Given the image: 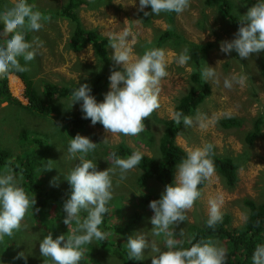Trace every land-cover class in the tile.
<instances>
[{"label":"rangeland","instance_id":"rangeland-1","mask_svg":"<svg viewBox=\"0 0 264 264\" xmlns=\"http://www.w3.org/2000/svg\"><path fill=\"white\" fill-rule=\"evenodd\" d=\"M5 1L9 5L3 9L2 3H0V13L11 8L15 3V0ZM87 1L94 3L93 0ZM228 1L232 4L233 12L239 16L253 5L249 6L251 0ZM27 2L34 10H39L44 17L41 29L31 32L34 39L38 34L44 32L42 35L50 40L48 45L47 43H38L36 40L32 41L38 58L28 62L27 70L24 71L27 76L31 78L33 76L35 87L38 88L37 92L42 89L41 82L59 85L64 82H72L74 85H80L82 82L86 83L94 79L97 73L102 72V64L97 62L91 45L78 51L67 47V38L71 31L68 20L61 17L57 19L46 17L48 11L53 13L56 9H60L66 0H27ZM137 6L138 0H134V2L133 0H100L90 6H81L77 9V14L85 28H94L107 38L128 30L127 43L132 49L133 58L135 55L142 54L147 45L153 44L158 31L172 29L187 43L211 44L200 67L204 68L205 64L214 67L216 78L206 82L202 76L203 82L210 86V94L190 117L193 120L192 125L182 126L183 130L174 138L175 143L186 152L210 143L215 145L217 154L231 156L235 161H239V155L247 151V157L241 162L237 171V183L232 189L225 187L222 177L214 170L213 174L206 179L200 196L194 201L193 206L184 210L187 221L181 225L174 223L169 226V231L173 233L171 238L177 241L178 247H181L187 234L193 232L190 225L202 226L201 221L208 218L211 199L218 196L222 198L221 216L226 213L230 214L231 228L240 227L246 221L248 210L243 206V198L248 197L256 201L262 199L264 132L248 149L243 147L239 138L243 136L245 130L250 129L252 119L259 115L264 118V50L250 54L247 59H241L234 51L227 55L220 52V42L231 40L236 28L227 21V18L220 17L215 7L205 6L204 0H190L189 7L180 14L161 13L152 16L150 7H146L144 11L150 13L147 17L143 15V12L137 11ZM0 33H2V25H0ZM6 39L5 35L0 34V43ZM173 42L165 44L162 49L168 75L159 84L160 106L148 118L144 119H148L154 132L155 145L164 131L162 121L171 119L179 97L186 94L194 85L191 80L194 58H190V61L184 65L178 64L177 56L185 50L183 48L185 44H176L175 49L172 46ZM113 54L114 50L109 47L110 58ZM20 61L24 65V61L22 59ZM110 61L111 63L107 67L115 64L112 59ZM233 77L238 82L234 83L231 89L224 88V79ZM12 79L21 85L16 84L12 87ZM6 80L9 96L17 100L20 105L27 104L28 101L24 96L25 87L19 78L9 73ZM107 90L108 86L104 93ZM70 110L76 112L79 110V104L73 103ZM59 111V115L51 113L46 115L47 117H43L41 114H31V111L20 108L18 104L8 103L0 98V149L12 154L18 153L15 155L16 164L12 161L14 157H9L7 159L9 163L1 165L0 171L11 170L8 167L11 163L18 169H25L28 163L35 167L47 164L53 168L46 170L43 166L39 175L41 174L44 178L46 190L54 194L55 198V202L48 201L45 210L44 206L38 204V193L29 195L30 198L35 199L36 203L21 221L24 226L14 231L12 236L0 238V264H14L15 259L22 262L25 259L28 264H49L39 254L37 260L34 257L29 259L33 249L39 250V240L49 232L52 233L53 238L61 234L67 236L76 227L74 222L68 226L63 223L64 213L62 211V204L70 192V187L63 176L66 177L71 168L78 163L67 152L68 141L76 134L87 136L99 145L100 150L103 149V153L99 155L100 159H98L101 161L106 160L107 150L104 149L105 147L109 149L120 143L147 157L154 156V153L151 155L149 151L150 145L147 140L141 139L139 134L135 136L113 134L105 131L102 126L97 127L91 124L88 125L86 133H71L69 127L63 126V123L67 121L64 115L66 117L71 115L62 108H59ZM152 115L158 118V122L153 121ZM226 117L242 118L243 123L237 127L223 128L219 122L220 119ZM145 128H147L146 125ZM20 132L23 133V137L20 136ZM36 138L39 143L33 142ZM18 156L20 157L18 158ZM102 164H104L102 167L100 165H96V167L114 170L111 177L113 186L112 198L109 201L108 220V225L114 227L105 231V238L111 236L115 240H119L121 245L116 244L117 242L105 243L104 253L99 254V261L91 260V264H123V261L129 259L126 253H123L125 250L127 252V238L136 232H143L146 239L157 243L160 250L165 251L164 244L169 237L164 233H160L158 236L153 235L154 229L150 223L153 213L149 207L145 208L143 204L148 189L145 186L137 189L138 185L134 184L136 183L137 167L128 171L124 179H120V171L115 167L113 161ZM12 173L18 179L19 173L15 174L13 171ZM53 177L56 178L55 181H53ZM50 181H53L56 186H52ZM154 185L157 190L161 188L160 183L158 186L156 183ZM46 196L48 193L41 195L44 199ZM114 202L120 206L121 210L115 206ZM123 205L128 209H123ZM86 215L85 211H81V220ZM26 224L29 227L33 226L31 230L25 227ZM216 244L225 249V245H221L219 241ZM143 251L145 258L141 261H148L151 264V249L146 248ZM18 253H21L23 258H20ZM234 259L230 257L231 261ZM228 260L229 256L226 254L225 264H228Z\"/></svg>","mask_w":264,"mask_h":264},{"label":"clouds","instance_id":"clouds-1","mask_svg":"<svg viewBox=\"0 0 264 264\" xmlns=\"http://www.w3.org/2000/svg\"><path fill=\"white\" fill-rule=\"evenodd\" d=\"M189 5L190 0H138L137 11L143 12L145 17L150 13L152 16L161 13L180 14ZM146 7H150V13L144 11ZM43 19L42 13L34 10L27 0H15L11 8L0 13V34L7 37L0 43V75L10 70H27V63L34 60L37 53L32 42L25 40V30L39 31ZM238 24L233 38L220 42V52L227 55L234 51L241 59H247L250 54L264 50V0H255L240 15ZM128 37V30L108 37L109 47L114 50L111 59L121 66L122 71H110L107 78L108 90L103 94L102 101L98 102L91 94L88 83H82L72 91L70 107L74 102H79L81 118L88 119L91 125L99 123L107 132L135 136L144 131V119L159 108V84L168 72L162 50L148 48L133 58L132 49L127 43ZM21 59L24 61L23 66ZM189 61L187 49L178 54V64L184 65ZM201 74L206 82L216 78L214 67L206 64ZM237 82L235 77L225 78L223 86L231 89ZM171 121L184 126H191L193 123L192 118L180 111L172 113ZM96 147L97 143L80 134L68 141L67 152L78 163L66 177L63 176L70 187L68 198L62 204L63 223L68 226L74 222L76 227L67 236L61 234L53 238L49 232L39 240V253L49 264H79L84 254L82 246L91 244L94 240L105 239L106 233L100 226L107 212L106 205L112 198L111 177L114 170L106 168L98 171L96 162L87 158ZM212 149L213 145L204 144L188 151L185 158L175 166L172 182L164 186L158 199L148 204L153 213L150 217L153 235L164 233L169 237L164 244L166 250L161 251L157 243L146 239L143 232H136L127 238L129 259L143 260V250L150 248L151 264H225V249L213 241H189V247H178L177 241L171 238L173 233L169 231L170 225L184 221V210L190 209L200 196L198 185L213 174L214 165L210 159ZM110 156L120 171V179H124L125 174L142 160V153L138 151L126 158L118 157L115 152H111ZM51 168L53 167L47 164L44 166L46 170ZM55 179L53 177V181ZM53 181L50 184L56 186ZM35 203V199L29 197L11 170L0 171V238L12 236ZM222 203L219 196L209 201L206 227L213 228L221 220ZM81 211L87 213L82 220ZM17 255L23 258L21 253ZM251 262L264 264V243L255 247Z\"/></svg>","mask_w":264,"mask_h":264},{"label":"trees","instance_id":"trees-1","mask_svg":"<svg viewBox=\"0 0 264 264\" xmlns=\"http://www.w3.org/2000/svg\"><path fill=\"white\" fill-rule=\"evenodd\" d=\"M97 1L100 0H93L92 2L97 3ZM0 3H2L3 9H5L7 5H9V3H7L5 0H0ZM94 3H91L87 0H66L64 6H62L60 9L55 8L56 11H54L53 13H50V11H48L46 17H53L56 19L58 17H61L62 19L68 20L69 25H71V31L67 38L68 48L74 51H78L80 49H84L87 45H91L97 62L99 64H102L103 70L101 73H97L94 79H91L86 83H88L91 87V94L96 98L98 102H100L103 99V94L109 83L107 78L110 74V71H122V68L115 64L107 67L111 63V58L109 56V39L101 35L94 28H85V26H83L81 24V21L79 20L77 9L83 5L90 6ZM254 3L255 0H251L249 6ZM204 5L208 7H215L219 16L222 18H227V21H229V23L237 30L239 26L238 20L240 16L233 12L231 2H229L228 0H204ZM43 33L38 34L36 36V39H34L33 33L30 32L29 34V31L25 30V40L29 42L36 40L38 41V43H47L48 45L50 43V40H47L49 38L46 39L45 35H42ZM170 41H174L172 46L175 49L176 44L179 45L180 43H184L185 45L183 48L187 49V51L189 52V57L191 59L194 58V69L191 74V80L194 85H192L193 87H191L186 94L179 97V100L174 107V111H180L184 115L191 117L195 113L198 106L202 104L205 98L210 94V86L202 80L201 72L203 68L200 67V65L202 64L203 58L208 48L211 47V44L199 45L187 43L182 39V36L175 33L174 30L170 29L165 31H158L157 37L153 40V44L147 45L146 49L157 48L162 50L163 46ZM37 55L38 54H36L35 58H38ZM20 63L23 66V63L21 61ZM9 73L15 74L24 84V96L28 100L27 105H20L17 100L12 99L9 96L6 80V77ZM34 83L35 82L33 80V76L32 78L30 76H27L24 71L21 72L10 70L8 73L0 75V98L3 101H8V103L13 102L18 104L20 108H25L28 111H31V114L37 113L43 115V117H47L46 115H49L51 113L59 115V108H62L63 110H66V113L68 112L71 115L70 117H66V115H64V118H66L67 121L66 123H63V126L65 128L69 127L71 133H86L90 121L88 119L81 118L82 113L80 112V110H77L75 112L70 110L69 107L72 91L75 87H79L78 84L74 85V83L72 82H64L63 84L59 85L50 82H41V84L43 85L42 89L40 92H37L38 88L35 87ZM74 103L79 104V102ZM152 119L153 121L158 122V118H156L154 115H152ZM143 122L147 128H145L144 131L140 132L139 136L141 137V139L147 140L148 145H150L149 151L151 152V155L154 153V156L147 157L145 155H142L140 164L136 166V183L134 184L138 185L137 189L143 186L148 189V192L143 199V204L146 208V206L148 207L150 201L159 198L160 193L164 189V186L172 182V180L174 179L173 176L175 173V166L179 164V162L183 158H185L187 152L180 146H178L174 140L175 136L183 130L182 123L176 125L171 121V119L163 120L162 124L164 126V131L162 133V136L158 138L157 145H155L156 138L148 119L144 120ZM242 123V118L239 117H226L220 119L219 122L220 126H222L223 128L237 127L242 125ZM94 126L101 127L102 125L97 123ZM263 126V116L259 115L252 119V122L250 123V129L245 130L243 132V136L239 138L245 149H248L250 145H253V142L257 138L262 136L264 132ZM20 136L23 137V133L20 132ZM33 142L39 143V140L36 138V140H33ZM98 146L99 145H97L96 149L88 155V158L92 159L94 163L96 162V165H100L101 167L104 165L102 163L113 161L112 157L110 156L111 152H115L120 158H126L134 152L130 147L126 146L123 143L117 144L116 146L110 147L109 149L105 147L104 149L107 150V155H105L106 160L101 161L98 159H100L99 155H102L103 149L100 150V147ZM216 152V147L215 145H213L210 159L213 162L214 170L222 177L225 187L232 189L237 183V171L241 165V162L246 159L247 151H244L241 155H239V161H235V159H233L231 156L229 157L219 155ZM16 154H12L8 151L0 149V169H2L1 165L9 163V161L7 160L9 157H14L12 161L14 164H16ZM19 157L20 156H18V158ZM14 164L11 163L8 167L15 174L19 173L18 183L20 184V186L25 191L27 190L28 192H30H26L28 193V195L38 193V204L40 206H44L46 210L48 201H50L51 203L55 202V198L54 194H51L46 190V187L44 185V178L41 174L39 175V173L41 172L40 169L43 168L44 165L35 167L30 166V164L28 163L25 169H18ZM97 170L99 171L104 169L97 167ZM205 182L206 179L202 180L198 185V190L200 193ZM154 183H156V186H158V183H160L161 188L157 190ZM45 193H48V196H46V198L44 199V197H41V195ZM261 196L262 199L260 201H256L255 199H251L248 197L243 198V206L246 210H248V215L245 223L242 226L231 228V218L229 213L222 215L221 220H219L213 226V228L206 227V218L201 221L202 226H199L197 224L194 226L190 225V229L193 232L187 234L181 247H189V241L193 243L200 240H211L216 242L219 241L221 245H225L226 253L229 256L228 264H252L251 257L255 247L258 244L264 243V187ZM114 204L119 210H121L120 206L116 202H114ZM109 205L110 203L108 202V204L106 205L107 212L104 214L102 224L100 226L101 230L104 232L107 229L110 230L114 227L108 225L110 213ZM123 209L128 208L123 205ZM183 215L185 216L184 221H180L176 224L181 225L187 221V215L185 211L183 212ZM21 226H24V223L21 224L20 227ZM25 227L31 230L33 226L30 225L29 227L28 224H26ZM105 243H116L119 246L121 245V242L119 240H115L111 236L106 237L102 241L94 240L91 244L82 246L84 254L79 264H91V260H93L94 262H98L99 254L102 255L104 253L103 247ZM123 253H126V255L128 256V252H126V250L123 251ZM38 254L40 255L39 250L33 249V253L30 254L29 259H31V257H34V259L37 260ZM230 257L235 258L234 261H231ZM147 262L128 259L123 261V264H150L149 262ZM14 264L28 263L25 259H23V262L15 259Z\"/></svg>","mask_w":264,"mask_h":264},{"label":"bare ground","instance_id":"bare-ground-1","mask_svg":"<svg viewBox=\"0 0 264 264\" xmlns=\"http://www.w3.org/2000/svg\"><path fill=\"white\" fill-rule=\"evenodd\" d=\"M50 18H53V17H50ZM18 81V80H17ZM16 84H20L19 82L17 83L16 81H15V79H12V87H13V85H16Z\"/></svg>","mask_w":264,"mask_h":264},{"label":"crops","instance_id":"crops-1","mask_svg":"<svg viewBox=\"0 0 264 264\" xmlns=\"http://www.w3.org/2000/svg\"><path fill=\"white\" fill-rule=\"evenodd\" d=\"M21 85V84H20Z\"/></svg>","mask_w":264,"mask_h":264}]
</instances>
